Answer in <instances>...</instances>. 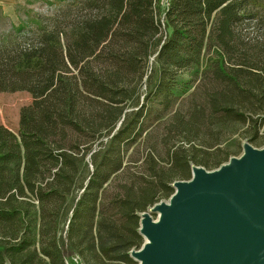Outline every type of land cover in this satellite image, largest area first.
Wrapping results in <instances>:
<instances>
[{"label":"trees","instance_id":"obj_1","mask_svg":"<svg viewBox=\"0 0 264 264\" xmlns=\"http://www.w3.org/2000/svg\"><path fill=\"white\" fill-rule=\"evenodd\" d=\"M64 3L0 43L31 99L0 124V264H138L140 214L264 127V0Z\"/></svg>","mask_w":264,"mask_h":264},{"label":"water","instance_id":"obj_2","mask_svg":"<svg viewBox=\"0 0 264 264\" xmlns=\"http://www.w3.org/2000/svg\"><path fill=\"white\" fill-rule=\"evenodd\" d=\"M140 214L138 264H264V147L213 171L192 166L189 180ZM155 216V219L153 218Z\"/></svg>","mask_w":264,"mask_h":264},{"label":"rangeland","instance_id":"obj_3","mask_svg":"<svg viewBox=\"0 0 264 264\" xmlns=\"http://www.w3.org/2000/svg\"><path fill=\"white\" fill-rule=\"evenodd\" d=\"M166 1L160 0L163 9L167 4ZM63 4H65L64 0H0V43L7 42L6 40L16 39L21 43H33L34 29L32 27L26 28L19 33L15 32L17 28L23 24L26 25L30 19L42 20L48 23L57 10V7L63 6ZM30 102L31 99L26 93H0V124L16 132L19 111L22 107L29 105ZM226 134L227 132L220 137L222 144L220 149L234 152V155H231V157H239L242 154L241 145L244 142H248L256 149H262L264 147V127L261 128L258 136L253 140L248 137V134L245 132V127L233 134L228 142H225L228 136ZM132 151L133 149L129 154ZM213 170L215 169L207 171ZM161 201L167 202L168 200L163 199ZM153 218L155 219L154 215ZM66 262L67 264H80L76 256H72L71 258L68 256Z\"/></svg>","mask_w":264,"mask_h":264}]
</instances>
